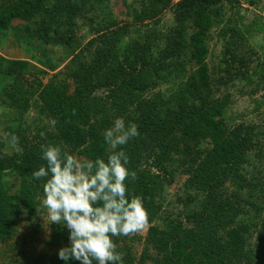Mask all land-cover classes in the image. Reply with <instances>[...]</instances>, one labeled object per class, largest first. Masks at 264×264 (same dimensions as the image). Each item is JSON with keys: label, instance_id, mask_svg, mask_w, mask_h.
<instances>
[{"label": "trees", "instance_id": "trees-1", "mask_svg": "<svg viewBox=\"0 0 264 264\" xmlns=\"http://www.w3.org/2000/svg\"><path fill=\"white\" fill-rule=\"evenodd\" d=\"M109 1L6 0L0 5V30L21 19L44 44L59 42L75 52L66 66L73 88L66 80L46 84L27 80L16 82L9 92L22 113L37 95L40 113L51 120V128L10 129V136L18 139L12 153L5 152L0 141V242L10 241L21 220L43 207L46 178L32 177L46 164L41 146L58 145L84 159L106 158L113 149L105 142L104 131L122 117L139 133L120 146L135 174L126 184L131 194L143 198L148 216L140 256L136 233L112 237L123 264H264V203L259 202L264 199L263 131L259 125L231 118L233 100L227 92L249 71L247 58L227 48L216 76L207 62V37L226 0H136L135 24L155 21L168 7L173 10L174 25L163 32V45L155 51L149 43L133 41L122 49L120 38L130 26L110 18L97 23L90 58L85 57L75 51V27L80 20L93 21L85 15L89 4L107 6ZM187 21L192 23L191 32ZM185 50L190 53L187 58ZM186 62L194 69L186 71ZM7 63L12 73L30 67L26 60ZM173 76L181 79L170 96L152 93ZM253 160L249 171L246 165ZM175 163L187 175L182 211H168L161 200L174 179ZM6 171L21 177L17 191L6 185ZM49 244L58 250L48 261L38 262L65 264L58 252L70 244L68 229L53 226ZM68 264L80 261L70 258Z\"/></svg>", "mask_w": 264, "mask_h": 264}, {"label": "rangeland", "instance_id": "rangeland-1", "mask_svg": "<svg viewBox=\"0 0 264 264\" xmlns=\"http://www.w3.org/2000/svg\"><path fill=\"white\" fill-rule=\"evenodd\" d=\"M5 1L0 0V5ZM138 5L136 0H110L107 6L93 7L89 4L85 15L93 21L90 22L91 24L82 20L77 23L74 31L75 51L90 58V42L94 36H97L95 35L97 23L107 22L110 18L120 26L127 24L130 26L120 38L122 49L133 41H139L151 44V48L157 51V47L164 43L163 32L174 25L173 10L168 7L155 21L135 24L132 23V10ZM186 29L187 32L193 30L191 21L186 22ZM207 44L209 49L207 62L214 76L222 70L227 48L246 56L249 71L227 89L233 100L230 109L231 118L259 125L263 131L261 142L264 143V0H226L220 18L208 34ZM74 53L65 49L59 42L44 44L32 31L27 30L26 23L21 19H15L8 30H0V141L5 152L12 153L18 148V139L15 142L11 140L10 129H17L16 132L24 130L35 132L47 127L51 128V120L40 113L37 95L32 98L31 105L25 113H22V108L14 105L9 95L13 84L17 82L21 85L27 80L46 84L52 79H58L68 81L73 88V81L67 75L66 66L71 62ZM188 54L189 51L185 50L184 57L187 58ZM8 60H26L30 62V67L28 71L18 69L12 73L9 72L11 67L10 63H7ZM186 63L188 66L186 71L194 69L193 64ZM180 79L173 76L167 81H162L152 93L161 92L167 98L176 90ZM203 147L205 148L206 144H203ZM77 157L84 159L81 156ZM254 164L255 160L247 164L246 168L250 171ZM178 167L180 168L175 163L174 179L165 187L161 198L168 211L185 209L184 184L187 175ZM3 177L12 191L18 190L21 177L13 171H6ZM259 202L264 203V199ZM155 223L157 224L156 221ZM53 226L67 230L59 223H48L46 208L44 219L41 212L23 218L18 225L16 235L6 243L0 242V264H20L23 260H28L26 264L30 261V264H41L38 261L44 258L48 261V256L58 250L49 244L53 235ZM147 231L148 227L145 225L141 231L136 232L135 247L138 256L143 250Z\"/></svg>", "mask_w": 264, "mask_h": 264}, {"label": "clouds", "instance_id": "clouds-1", "mask_svg": "<svg viewBox=\"0 0 264 264\" xmlns=\"http://www.w3.org/2000/svg\"><path fill=\"white\" fill-rule=\"evenodd\" d=\"M103 135L113 149L106 158L80 159L58 145H42L46 164L32 173L35 180L46 178L43 207L37 210L44 219L46 208L48 223L68 229L70 244L58 252L65 264L70 258L80 264H123L112 237L129 236L147 224L143 198L128 191L126 180L135 174L120 147L137 137L138 129L119 117Z\"/></svg>", "mask_w": 264, "mask_h": 264}]
</instances>
